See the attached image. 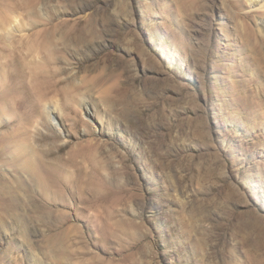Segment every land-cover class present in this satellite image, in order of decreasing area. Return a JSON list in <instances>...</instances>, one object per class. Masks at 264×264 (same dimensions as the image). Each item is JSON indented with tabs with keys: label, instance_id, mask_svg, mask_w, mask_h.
I'll return each instance as SVG.
<instances>
[{
	"label": "rangeland",
	"instance_id": "374dc122",
	"mask_svg": "<svg viewBox=\"0 0 264 264\" xmlns=\"http://www.w3.org/2000/svg\"><path fill=\"white\" fill-rule=\"evenodd\" d=\"M0 3V264H264V0Z\"/></svg>",
	"mask_w": 264,
	"mask_h": 264
},
{
	"label": "bare ground",
	"instance_id": "6f19581e",
	"mask_svg": "<svg viewBox=\"0 0 264 264\" xmlns=\"http://www.w3.org/2000/svg\"><path fill=\"white\" fill-rule=\"evenodd\" d=\"M197 1V0H196ZM249 1H251L252 2V4H256L257 2H258V0H249ZM1 4V3H0ZM2 5H3V3H2ZM199 5H200V3H199ZM5 6V5H4ZM9 6V5H8ZM14 8V7H13ZM7 18H8V16H7ZM1 20V19H0ZM11 20V18L9 17V21L7 20V21H2V23H0V34L2 33V32H4V34L6 33V35L7 36H9L10 38H11V34H13V32H16V29H17V27L19 26L18 24H17V27H16V24H15V22L14 21H10ZM15 21H16V19H15ZM1 22V21H0ZM262 22L264 23V19H262ZM18 30H19V27H18ZM13 36H15V35H13ZM4 38V37H3ZM9 38V39H10ZM13 38V37H12ZM2 46H4V45H2ZM7 46H8V44H7ZM4 48V47H3ZM9 48H11V47H9ZM14 49H16V48H14ZM13 49V50H14ZM12 50V49H11ZM17 50V49H16ZM30 53V52H29ZM5 54V53H4ZM6 54H8V53H6ZM12 54H14V53H12ZM15 54H18L17 52L15 53ZM14 54V56H16ZM12 57L13 58V56H11V54L10 55H8V58H10V57ZM19 57V56H18ZM21 57V56H20ZM19 57V58H20ZM2 58L4 59V56H2ZM12 58H10V59H8V61H7V63H6V65H8V66H11L12 65V63H13V61L14 60H17V58L16 59H14V60H12ZM1 59V58H0ZM18 61H19V59H18ZM23 63V62H22ZM37 63V62H36ZM12 68V67H11ZM14 68V67H13ZM12 68V69H13ZM4 70H5V68H4ZM15 70V69H14ZM8 71V70H7ZM6 71V72H7ZM5 72V73H6ZM23 72V71H22ZM4 73V74H5ZM32 73V72H31ZM22 74V73H21ZM5 76V75H4ZM6 76H7V74H6ZM24 76V75H23ZM8 77V76H7ZM33 78V77H32ZM7 79V78H6ZM25 79V78H24ZM33 79H35V77L33 78ZM10 80H11V82H10V84H11V87L9 88L10 89V91L9 92H11V91H18V89L21 87V85H19L18 83H16V80H14V75H10ZM10 80H8V81H10ZM18 80H20L19 78H18ZM18 80H17V82H18ZM7 81V82H8ZM5 82H6V80H5ZM21 83V82H20ZM22 84H23V82H22ZM8 86H10V85H8ZM26 86H27V83H26ZM23 87V86H22ZM29 87V86H28ZM28 87L26 88V87H24V88H26V90L28 89ZM7 88V87H6ZM42 89V87L40 86V87H38V90L39 89ZM45 89V88H44ZM253 89H255V88H252V89H248V90H245V91H243L244 93H247L248 91L250 92L251 90H253ZM20 90V89H19ZM23 90V89H22ZM30 90V89H29ZM36 89H34V91H35ZM47 90V88L45 89V91ZM24 91H25V89H24ZM43 92L44 93V97L46 96V92ZM20 92H22V91H20ZM19 92V93H20ZM42 92V91H41ZM6 94H7V92H5ZM24 93V92H23ZM26 93H27V91H26ZM242 93V92H241ZM240 93V94H241ZM0 94H2V92L0 93ZM4 94V93H3ZM9 94H12V93H9ZM16 95L18 94V93H15ZM15 94H12V95H14V97H15ZM238 94V93H237ZM249 94V93H248ZM253 94V93H252ZM255 94V93H254ZM28 95V94H27ZM30 96V95H29ZM41 96H42V94H41ZM40 96V97H41ZM243 96H244V94H243ZM247 96V95H246ZM249 96V95H248ZM7 97V96H6ZM17 97V96H16ZM43 97V98H44ZM39 98V97H38ZM42 98V97H41ZM41 98H40V101L41 102H43L42 100H41ZM239 98V97H238ZM44 100H45V98H44ZM248 100H249V98H248ZM248 100H246V101H248ZM237 101V100H236ZM250 101V100H249ZM254 101V100H253ZM240 102H242V101H240ZM240 102H238V103H240ZM238 103H237V105H238ZM235 104V103H234ZM243 103H241V105H242ZM240 105V106H241ZM245 105V104H244ZM42 106V105H41ZM239 106V105H238ZM238 106H236V107H238ZM243 106V105H242ZM47 107V106H46ZM45 107V108H46ZM56 107V106H55ZM54 107V108H55ZM248 107V106H247ZM250 107V106H249ZM48 108V107H47ZM251 108V107H250ZM49 110H50V112H51V110L52 109H50V108H48ZM249 109V108H248ZM46 110V109H45ZM27 112H29V110H26ZM52 111H54V110H52ZM55 111H56V109H55ZM249 111H251V110H249ZM256 111V110H255ZM46 112V111H45ZM57 112V111H56ZM258 112V111H257ZM48 113V111L46 112V114ZM254 113V112H253ZM29 114V113H28ZM50 114H52V113H50ZM30 116V115H29ZM47 116V115H46ZM28 117V116H27ZM31 117V116H30ZM29 117V118H30ZM47 117H49V116H47ZM50 117H51V119H53L54 121H55V126H56V128L59 126V122H58V118H57V115H54V116H51L50 115ZM49 117V118H50ZM23 118H24V116H23ZM23 121H24V119H23ZM25 123V122H24ZM28 123V122H27ZM76 123V122H75ZM23 126H24V124H22ZM21 126V125H20ZM26 126V125H25ZM29 127V126H28ZM28 127H26V128H24V129H27ZM21 128H22V126H21ZM20 129V128H19ZM18 129V130H19ZM17 130V128H16V131H18ZM28 130V129H27ZM26 130V131H27ZM19 131H21V129L19 130ZM23 131V130H22ZM25 132V131H24ZM25 134H27V133H25ZM24 136H26V135H24ZM90 142V141H89ZM81 144V143H80ZM78 147V146H77ZM81 147H84V146H81ZM104 189V187L102 186V184L100 185V191H98V192H96L95 191V193H94V201H96V202H105V201H108V200H110L111 199V197H112V194H109V191H108V193H104V194H102V190ZM105 192V191H104ZM185 223V222H184ZM197 251V250H196Z\"/></svg>",
	"mask_w": 264,
	"mask_h": 264
}]
</instances>
